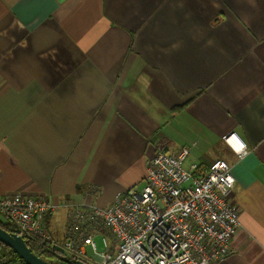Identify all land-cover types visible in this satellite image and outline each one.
I'll return each mask as SVG.
<instances>
[{
	"label": "crops",
	"instance_id": "1",
	"mask_svg": "<svg viewBox=\"0 0 264 264\" xmlns=\"http://www.w3.org/2000/svg\"><path fill=\"white\" fill-rule=\"evenodd\" d=\"M158 142L231 164L217 264H264V0H0V192L55 198L58 246L65 202L111 204Z\"/></svg>",
	"mask_w": 264,
	"mask_h": 264
},
{
	"label": "built area",
	"instance_id": "2",
	"mask_svg": "<svg viewBox=\"0 0 264 264\" xmlns=\"http://www.w3.org/2000/svg\"><path fill=\"white\" fill-rule=\"evenodd\" d=\"M223 138L239 158L247 154L235 132ZM190 151L158 142L141 189L119 191L107 206L65 202L62 246L47 225L60 207L55 198L0 192V219L14 223L25 240L35 234L74 258L87 260L89 245L94 251L89 264H217L232 251L241 224L240 210L230 199L236 179L223 158L206 171L197 161L185 166ZM96 236H102L104 249H98ZM7 260L0 255V264Z\"/></svg>",
	"mask_w": 264,
	"mask_h": 264
},
{
	"label": "trees",
	"instance_id": "3",
	"mask_svg": "<svg viewBox=\"0 0 264 264\" xmlns=\"http://www.w3.org/2000/svg\"><path fill=\"white\" fill-rule=\"evenodd\" d=\"M0 226L11 233H15L16 231L15 224L12 222L0 219ZM26 241L34 253L54 264H77V261L68 256L62 249L52 245L40 236L29 234ZM0 255L8 258L7 262L3 264H26L13 249L2 242H0Z\"/></svg>",
	"mask_w": 264,
	"mask_h": 264
},
{
	"label": "water",
	"instance_id": "4",
	"mask_svg": "<svg viewBox=\"0 0 264 264\" xmlns=\"http://www.w3.org/2000/svg\"><path fill=\"white\" fill-rule=\"evenodd\" d=\"M0 242L13 249L26 264H54L34 253L21 235L11 233L1 226ZM78 264L87 263L83 260H78Z\"/></svg>",
	"mask_w": 264,
	"mask_h": 264
},
{
	"label": "rangeland",
	"instance_id": "5",
	"mask_svg": "<svg viewBox=\"0 0 264 264\" xmlns=\"http://www.w3.org/2000/svg\"><path fill=\"white\" fill-rule=\"evenodd\" d=\"M195 161V160H193L192 158H189V159H187V161L185 162V166H189V161ZM216 160V159H215ZM200 164V163H199ZM202 169V168H201ZM203 170V169H202ZM206 171V170H205ZM139 189H141L143 186H144V179L142 180V181H140V182H138L137 183V185H136ZM58 211H56L55 213H54V215L57 213ZM95 242H96V244H97V246H98V249L99 250H102V249H104V241H103V238H102V236H96L95 237ZM87 251H88V255L90 256V257H92L93 255H94V251L92 250V248L90 247V246H87Z\"/></svg>",
	"mask_w": 264,
	"mask_h": 264
},
{
	"label": "bare ground",
	"instance_id": "6",
	"mask_svg": "<svg viewBox=\"0 0 264 264\" xmlns=\"http://www.w3.org/2000/svg\"><path fill=\"white\" fill-rule=\"evenodd\" d=\"M236 147L238 146L236 143H233ZM110 205V204H109ZM60 208V207H59ZM58 208V209H59ZM58 209L56 210V211H58ZM65 230H66V228H65ZM65 234V233H64ZM63 237H64V235H63ZM89 246V245H88ZM71 258H73L75 261H77V264H78V260H83V261H85L87 264H89V261L91 260L90 258L91 257H89L87 260H89V261H87V260H84V259H81V258H74V257H72V256H70Z\"/></svg>",
	"mask_w": 264,
	"mask_h": 264
}]
</instances>
